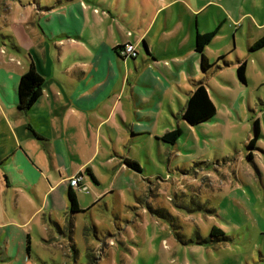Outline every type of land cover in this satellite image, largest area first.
Segmentation results:
<instances>
[{"label":"crops","instance_id":"0c3cea01","mask_svg":"<svg viewBox=\"0 0 264 264\" xmlns=\"http://www.w3.org/2000/svg\"><path fill=\"white\" fill-rule=\"evenodd\" d=\"M210 3L197 7L194 0H74L54 6L46 0L41 2L46 5L39 7L41 12L28 7L14 11L6 36L0 40L6 50L9 42L15 53L3 50L6 53L0 54V264H49V255H57V240L67 242L76 233L81 213H92L100 197L112 189L134 187L135 170L120 157L140 166L141 161L130 157L132 145L151 142L152 136L153 142H163L151 128L157 124L161 129L157 110L164 107L170 91L184 92L180 90L183 81L189 88L184 92L181 115L195 83L203 81L217 107L216 117L208 124L216 123L219 113L231 117L228 108L219 110L213 97V80L226 70H237L244 63L247 81L240 82L236 71L235 82L247 87L251 79L262 77L258 88L264 87V72L255 61L264 48L251 50L264 35L251 43L245 58L237 56L230 62L237 49L234 46L228 57L221 54L210 61L208 47L223 33L222 26L232 17L228 12L204 51L214 67L208 73L202 71L196 41L198 35L212 32L208 28L211 19L206 16L200 23ZM174 7L186 16L168 11ZM176 25L183 26V32L171 35L179 48L171 52L174 60L168 63L164 60L167 52H160L166 48L160 43L170 31L180 30ZM125 44L137 47V58L125 60L118 55L117 48ZM31 65L44 78L43 94L30 110L21 111L18 86ZM262 65L264 69V60ZM218 90L228 95L227 87ZM141 119L148 120L150 127ZM258 120L261 135L257 142L261 145L264 120ZM177 123L181 128V121ZM136 130L145 133L130 135ZM115 162L117 169L111 170ZM79 173L85 174L94 199L87 201L71 188L70 179ZM125 175L129 177L126 184L120 180ZM71 189L80 206L75 214L70 210Z\"/></svg>","mask_w":264,"mask_h":264},{"label":"rangeland","instance_id":"374dc122","mask_svg":"<svg viewBox=\"0 0 264 264\" xmlns=\"http://www.w3.org/2000/svg\"><path fill=\"white\" fill-rule=\"evenodd\" d=\"M45 1L0 0V40L6 36L17 8L39 11V7L46 6L41 5ZM50 1L62 6L74 0ZM210 1L213 5L210 3L200 17L201 24L206 16L211 19L209 30L220 28L226 12L232 16L222 26L223 33L215 44L208 47L210 61L221 54L228 57L234 46L237 49L230 55V62L237 56L247 57L251 43L264 35V0H194V4L199 7ZM168 11L186 16L179 7ZM176 27L180 30L170 31V36L160 43L166 48L160 52H167L164 60L168 63L174 60L169 56L171 52H178L179 48L172 37L183 32V26ZM6 45L8 50L0 42V54L14 53L12 45ZM255 58L264 72V52ZM236 71L230 68L213 80V97L219 110L228 108L231 115L219 113L216 123L193 129L182 119L181 103L186 101L184 92L189 88L186 80L180 86L184 92H169L164 107L157 110L161 129L155 124L151 131H156L161 139L166 131L179 128L177 122L181 121L182 137L174 145L155 143L154 136L149 144L146 141L132 145L130 157L141 161L143 169L134 172V187L128 191L112 189L100 197L92 213H81L72 235L75 239H58L57 255H49V264H264V143L257 142L255 148H249L255 136L254 122L258 118L264 120V106H260L264 87L258 88L262 77L251 79L247 87L239 86L235 82ZM224 87L229 89L228 95L218 90L224 91ZM141 120L150 127L148 120ZM139 132L130 135L145 133ZM120 158L125 164L126 159ZM118 164L112 163L110 169H117ZM102 167L107 169L105 163ZM120 180L126 184L129 177L125 175ZM85 184L89 195L78 194L87 201L94 199L96 195L91 193L87 180ZM213 228L220 229L226 241L211 239ZM204 240L208 242L204 244Z\"/></svg>","mask_w":264,"mask_h":264},{"label":"trees","instance_id":"16d2710c","mask_svg":"<svg viewBox=\"0 0 264 264\" xmlns=\"http://www.w3.org/2000/svg\"><path fill=\"white\" fill-rule=\"evenodd\" d=\"M220 28L216 29L205 35H198L196 41V51L201 55V68L204 73H208L214 64H211L205 57L204 51L207 46L211 44L213 39L218 35ZM124 46V45H123ZM264 48V36L259 39L252 47V51H256ZM122 46L117 48L119 55V50ZM237 76L240 82L246 83V65L244 63L239 64L237 68ZM44 86V78L39 74L34 65H31L29 70L21 77L18 86V108L21 111L30 110L34 104L42 97ZM194 90L190 93L186 106L182 111V119L191 127H197L199 125L208 123L213 120L217 115V107L211 100L208 89L203 81L195 83ZM254 138L249 144V148H255V144L260 138V122L257 119L254 122ZM182 131L177 128L171 132L165 134L161 140L165 143L174 145L182 137ZM125 164L135 171H141V167L135 161L130 159L125 160ZM85 173L90 176V178L96 181L93 173L90 169H86ZM79 175H84V173H79ZM70 210L72 213L80 212V206L77 200L76 193L71 189L69 193ZM219 234V235H217ZM211 239L219 238L221 241H226L225 234L220 230L213 228L210 235ZM204 244L208 242L204 240ZM211 241V240H209ZM29 251V247H28Z\"/></svg>","mask_w":264,"mask_h":264},{"label":"built area","instance_id":"2783aa9c","mask_svg":"<svg viewBox=\"0 0 264 264\" xmlns=\"http://www.w3.org/2000/svg\"><path fill=\"white\" fill-rule=\"evenodd\" d=\"M119 55L122 58L134 59L138 56V52L134 49V45L125 44L124 46L122 45V49L119 50ZM85 180L86 178L84 175L78 174L70 179V186L74 191L89 194L90 189L85 184Z\"/></svg>","mask_w":264,"mask_h":264}]
</instances>
